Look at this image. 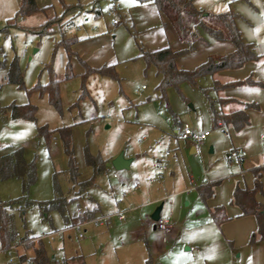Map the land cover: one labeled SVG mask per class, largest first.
<instances>
[{"label":"rangeland","instance_id":"obj_1","mask_svg":"<svg viewBox=\"0 0 264 264\" xmlns=\"http://www.w3.org/2000/svg\"><path fill=\"white\" fill-rule=\"evenodd\" d=\"M193 5L203 11L205 16L202 21L206 26L219 30L224 35L226 30L223 24L214 16L225 12L236 14V26L244 42L251 45L254 54L264 55V0H193ZM17 9V0H0V109L4 110L11 104H30L36 108V113L34 122L14 121L8 117L3 118L0 114V148H21L25 161L34 163L36 181L29 187L27 199L37 203L51 200L54 196L52 185L54 174L60 191L67 194L69 189L65 174L67 158L60 137L58 133L53 132V139L47 144L38 136V128L51 131L70 127L79 181L91 177V169L84 163L85 149L90 154H99L103 159L117 157L120 153L133 155L144 151L142 160L139 162L138 159L133 164L131 172L114 170L110 162L108 171L97 177L95 186L89 189V195L94 202L87 198L71 202L68 205L70 215L77 213L78 210L83 211L94 203L100 206L102 215L111 213L115 208V198L121 199L122 192L127 193L126 187L132 185L128 182L125 188L121 186L120 180L124 179L125 175L128 179L137 180L136 183L143 188V167L146 169L145 173L149 180L147 182L153 192L163 191V187H166L165 191L169 194L177 187L186 186L190 196L197 199L196 206L202 207L194 187L205 180L210 165L215 169L221 168L222 165L227 167L226 156L228 154L234 156V151L230 147L231 138L238 134L228 131L230 137H227L222 135L225 129L208 127L212 143L199 145L197 147L199 151L192 154L184 142H181L183 140L175 142L174 132L180 128L179 123L180 126L186 123L195 132L204 130L205 106H208L206 98L214 97L210 90L211 77L201 79L196 86L181 84L178 89L169 88L166 90L165 100H160L155 90L159 77L156 76L153 67H147L138 57L139 49L146 43L151 30L144 31L138 27L135 29L131 20L118 15L116 17L120 24L110 30L107 26L110 19L106 16L108 7L101 5L99 17L87 14L89 19L88 21L83 19L82 31L75 29L81 23V19H75L68 34L80 38L89 27H96L94 35L105 36L108 39L104 42L107 46L104 48L109 50L110 57L116 64V76L110 78L90 74L82 81L80 75L76 74V68L65 69V54L58 44L52 43L53 39L59 42L58 32L54 29L55 31L50 33H41L42 24L52 17L53 11L49 9L45 13L38 12L17 19L15 28L4 31L6 21L14 19ZM200 34L209 42L210 46L201 45L208 55H224L226 51L224 44H216L205 34ZM14 62L19 69L22 86L8 82V71ZM246 65L244 69L247 74L243 79L250 75L253 80L260 83L259 86L251 87L253 102L257 109L252 111L247 135L256 149L259 144L262 149L264 140H259V136L262 135L264 138V66L262 59ZM50 80L58 81V107L48 101L46 94L33 90L35 86H44ZM138 92L141 93L140 96ZM142 137H145V141L141 147H137V141ZM235 148L240 150L244 147L241 142H236ZM166 151L171 154V158L176 157L178 163L174 166L173 177L168 181L166 177L164 183L156 171L155 164L157 159L163 158ZM256 154L257 158L264 161V152L256 151ZM189 169L196 174L193 178L195 184L189 182ZM230 169L232 172L238 171L234 165ZM113 174L118 179L113 178ZM263 186L264 175L262 180L264 191ZM21 195L22 189L18 180L8 179L0 182L1 202ZM182 198L183 196L178 197L177 201L180 202H176V214L182 221L184 220L182 239L191 244L212 242L218 250L221 238L213 220L207 212L203 216L194 217L190 213L192 207L186 208L185 200L182 201ZM123 204L125 205L124 201L121 202L122 207ZM162 204L159 202V205ZM151 209L152 207L145 212L150 213ZM14 214L16 229L20 236L27 235L31 238L28 243L34 245L41 237L47 254L50 257L54 256V264L75 255H81L87 264H124L122 261V258L125 259L124 256L129 257L131 254L137 256L139 253L143 255L146 252L142 237L131 242L128 236L131 226L120 229L119 226L126 221L118 222L117 218H112L107 225L102 222L106 225L104 227L87 222L83 224V228L70 229L60 236L55 232L66 226L58 212H51L48 219L44 220L36 207H30L25 209L22 222L16 211ZM77 223L79 222H73L72 225ZM79 233L84 235L82 239L78 238ZM259 245H256V248L251 247L248 252L237 250L233 263L264 264V245L262 243ZM121 246H126L123 252L122 248H119ZM186 247L188 246L185 245L182 249ZM0 264H6V256L3 253L0 254Z\"/></svg>","mask_w":264,"mask_h":264},{"label":"crops","instance_id":"obj_2","mask_svg":"<svg viewBox=\"0 0 264 264\" xmlns=\"http://www.w3.org/2000/svg\"><path fill=\"white\" fill-rule=\"evenodd\" d=\"M18 3L19 0H17V6ZM35 3L39 9L51 7L50 10L53 11L52 17H54V15L60 16L63 13V8H62L63 5L68 7H74V6L82 7V10L79 13L75 14L74 16L65 17L66 20L72 21V24H74L75 19H81L80 21L81 23H79L75 27L76 30L77 28H79V30L77 31H82L84 29V26H82L83 19L84 21H88L89 19L87 17V14H91V16L93 17H99L98 14L100 13L99 11L100 6L105 5L108 7L107 11L109 9H114L116 15L123 16L124 19L131 20L135 29L136 27H138L140 30H144V31L151 30V32L147 37L146 43L139 49L140 52L141 50L154 51L164 47H169L172 51H179L185 48V45H183L179 41L173 27L167 22V20L163 16H161L158 13L151 0H103V1L102 0H35ZM110 4L112 6L109 7L108 5ZM93 5H95L94 11L91 10V7ZM107 26L110 30H113L114 28L117 27V26L110 27L109 23ZM69 29L66 30V35L76 40V42L70 47L72 53L74 54V56L70 60V64H71V68L72 67L73 69L76 68L77 71L76 74L81 75L83 73V68L79 65L77 58L83 61L88 67L91 68L98 69L102 66L112 65L115 70V65H116L115 62L111 59L109 50L107 48H104V46H106L104 42H106V40L108 41V39L105 36H100V37L95 36L94 34L97 31L96 27L93 28L89 27L88 30H85L86 31L85 35L80 38H77L76 36L75 37L70 36L68 34ZM4 31H6L5 28ZM55 42L57 41L54 40V42H52L53 45ZM212 42H215L216 44L222 43L226 46L225 48L226 51L223 54H227L233 51V46L228 41L212 40ZM207 45L210 46L208 41L206 45H202V46H207ZM34 52H36V50H34ZM216 53L219 54L218 52ZM208 56H212V55H208V52H206L204 48L201 47L200 44H197L193 51L188 52L177 59L176 66L179 69L191 70L196 66H198L199 64L203 63ZM248 63L249 62L245 63L244 67L242 66V68L235 70H222L211 76L212 85L210 87V90L214 93V97L212 99L208 97L206 98L208 100V106H205V114H204V119H205L204 122L206 126L204 130L201 129L200 132H209L208 127L210 128L212 127V129L217 128L220 130L225 129L224 131H222V135L227 137H230L228 131L234 132L231 129V127L222 124V122L217 118V114H215V112L230 113L235 110L241 109L242 105L236 103H228L221 105L218 103L217 100L231 99L241 104L254 103L253 90H251L252 89L251 87L253 86L226 88L221 91L215 92L213 90V82L216 81L220 84H224L232 81L243 80L244 78L243 76L247 74V71H245L244 68L245 66H247L246 64ZM156 76L158 75L156 74ZM247 77H251V76L249 75ZM138 95L140 96L141 93ZM165 96H166V92H165ZM160 100H165V98ZM253 110L254 109L251 108L246 111L249 117V124H250V118L253 115L252 114ZM179 127H178L179 129L174 132L176 136L175 142L177 143L180 140H182L180 138V133L182 131V126H180V123H179ZM225 131L226 134L224 133ZM248 132H249L248 126L243 130H241L240 132H234L235 134H238V136L236 137L234 136L233 139L231 138L230 147L232 151H234V156L232 154H228L226 156L227 167L225 165H222L221 168L219 167L215 169L213 165H210V169L207 172V176L205 180H202L199 186L194 187V190L197 192L199 196L198 193L199 188L208 185L213 186V192H214L213 196L208 200H206L205 202H203L200 199L202 207L196 206L197 199L190 196L188 192L189 189L186 186L177 187L174 190V192H171L169 194L165 191L166 187H163V191L155 190L153 192L151 190L152 187H150L149 182H147L149 180H147L148 176L147 173H145L146 169L145 167H143L142 168V174L144 178L143 188L141 187L140 184L136 183L137 180H132L131 178L128 179L127 175L124 176V179L120 180V184L123 188H125V185L128 182H130V184L132 185L131 187L128 186L126 187L127 193L122 192L121 199L115 198L114 211L106 215H102L100 206L97 203L96 204L94 203L93 206L89 208H85V210L83 211L78 210L77 213L95 210V214L93 215L94 219H97V217L99 218L108 217L104 221L106 225L110 223V220L112 218H117L118 222L126 221L125 224L119 226V228L123 229L125 227L131 226V229L128 232V236L131 238L130 241L132 242L134 239L138 240L140 237H142V241L145 245L146 252H144L143 255L142 253H139V255L137 256H135L134 254H131L129 257L124 256L125 259L122 258L124 264H234L233 263V260H235L234 254L237 250L240 249L242 250L241 252H248L249 250H251V247L256 248V245L260 244L259 242L255 244H249V238L252 235V233H254V231L256 230V223L254 218L252 216H240V210L236 206L230 203L234 188L235 187L251 188L253 181L252 170L255 168H262V167L264 168V161L262 159L257 158L256 156L257 155L256 151L262 153L264 152V147H262L261 149L259 144L257 145V149H256L255 145L252 144L253 142L249 141L247 135ZM209 136H210V132L207 138L200 144H194L187 140H183L181 142H184L185 146L188 147L190 153L196 154L199 151V149L197 148L199 147V145L204 146L212 143V141L209 139ZM144 139L145 137H142L141 140L137 141L138 143L137 147H141L143 145L145 141ZM259 140H264L262 135L259 136ZM236 142L239 143L241 142L244 148L240 150L238 148H235ZM241 152H245L246 156L240 164L236 165L233 163V161L234 159L237 158V156ZM139 153H135L133 155L122 153L123 158L129 160L130 162L127 168L121 169V171L124 170L125 172H131L133 164L138 159L140 162V159L142 160L143 158L144 151L141 150ZM114 158L115 156L112 158L105 159L107 160V171L110 162ZM177 163L178 161L176 157L171 158V154H169L168 151L165 152L162 159L156 160V164H155L156 171H158L159 176L163 181L166 180V177H168L167 181L173 177L174 166H176ZM233 165L238 168V171L237 170L236 172L231 171L230 167ZM160 166L164 167L162 171H159L158 169ZM111 168L113 167L111 166ZM194 175L196 174H194L193 170L189 169L188 170L189 182L195 184V182L193 181ZM113 178L118 179V177L115 176V174H113ZM262 180H263V176L261 178V183ZM216 184H218V186L215 187ZM123 188L121 189V191L123 190ZM89 189L90 188H88L85 195L82 196L73 195L72 192H69V189L67 194L64 193V195L68 200H71V202L79 198H87L89 201L94 202L89 195ZM182 196H183L182 201L185 200V207L188 209H190V206L192 207V209H190L191 210L190 213H192L194 217L203 216L207 212L209 217L211 218L210 216L211 210L217 207L224 208L228 220L221 223L220 225H216L213 222L221 238L220 239L221 242L220 241L218 242V247H219L218 250L215 249V245L212 244V242H194L191 244L190 242H186V240L182 239L183 238L182 229H183L184 220L182 221L181 218L176 214V204H177L176 202H180L177 201V198ZM257 198L260 202L264 203V199L261 196H258ZM122 201H124L125 203V205L123 204L124 205L123 207L121 206ZM159 202H162L163 204L159 205ZM150 207H152L153 210L151 209L150 213L145 212V210ZM157 208H159L160 211L159 212L160 218H166L168 223L171 225V232L168 234H163L160 231H158L155 228L154 222L151 220V215ZM77 213H73L71 215H76ZM120 216H122V218ZM87 222H91V220L85 221L84 223H77L76 225H71V224L65 225L66 227L60 230L63 231V233L59 235L62 236L64 232L70 229L79 230L83 226V224ZM104 223H99L97 225L99 227H104L106 226L104 225ZM83 233H85V230L83 231ZM79 234H78V238L82 239L84 235L81 234L82 236L79 237ZM39 239L41 241V237H39ZM185 245H187L188 247H186L183 250L182 248ZM127 246H129V244ZM124 247L126 246L119 247L122 248L121 252L124 251L125 249ZM19 252L22 255L21 259L24 261L25 259L32 257L33 248L24 245L19 248ZM30 252L31 254H29ZM73 257H79L81 259V262H83V264H87V262L84 261V258L81 255H75ZM51 258L54 259V256H51ZM64 260L65 259H62L61 263H56V264H64L63 263ZM52 264L54 263L52 262Z\"/></svg>","mask_w":264,"mask_h":264},{"label":"trees","instance_id":"obj_3","mask_svg":"<svg viewBox=\"0 0 264 264\" xmlns=\"http://www.w3.org/2000/svg\"><path fill=\"white\" fill-rule=\"evenodd\" d=\"M158 13L163 16L167 22L175 30L179 41L185 45V48L179 51H172L169 47H164L154 51L141 50L139 58L143 60L146 66H152L156 74L159 76V83L156 86V92L159 94V99L165 98V92L169 88L178 89L179 85L186 83L191 86H196L199 80L207 76H212L222 70H235L241 68L247 62L257 61L262 59L264 66V55H256L252 52L250 44L245 43L241 33L236 26L237 15L232 12H225L215 15L214 18L220 21L225 30L226 35L221 31L209 28L203 23V11L197 9L193 5V0H151ZM95 5L91 7L94 9ZM63 13L60 16H55L47 19L41 26V33H50L55 29L60 35L59 42H55L63 50L65 54V69L70 70V60L74 56L71 51V46L76 42L72 37L66 35V30L73 24L72 21L66 20V16H74L82 10L80 6L68 7L63 5ZM51 7L39 9L36 6L35 0H19L18 9L14 19L6 21V27H16L17 19L25 18L37 12L45 13ZM54 30V31H55ZM200 33L215 41H228L233 46V51L220 56H208L207 59L191 70L179 69L176 66L177 59L194 50L197 44L206 45L207 41ZM77 58V57H76ZM78 60L79 65L83 68V73L80 75L84 81L90 74H99L100 76L114 78L115 70L112 65L102 66L98 69L88 67L83 61ZM69 78L68 76L66 77ZM8 82L21 85V77L16 63H12L8 71ZM258 81L247 77L243 80L232 81L220 84L213 82V90L215 92L226 88L244 87V86H259ZM33 90H37L40 94H46L48 101L55 107H58V81L50 80L44 86H35ZM219 104L236 103L242 105L241 109L230 113L219 112L217 118L223 125L231 127L234 132H240L249 125V117L246 113L248 109H257L254 103L241 104L231 99H218ZM36 108L30 104L16 105L11 104L4 110L0 109V114L3 118L8 117L10 120H19L26 122L35 121ZM58 133L63 152L67 158V168L65 174L69 183V192L75 196L85 195L88 188L94 186L95 179L107 172V160L103 159L99 154H90L87 149L84 150V163L91 169V177L84 181H79V170L73 156L72 138L70 127H63L56 130H47L38 128V136L42 137L45 143H49L52 139V133ZM264 175V168H255L252 170V187L239 188L235 187L232 192L231 204L240 210V216H252L256 223V230L249 238V244L260 242L264 245V203L258 200V196L264 199L261 178ZM8 179H16L21 184L22 195L15 199L0 201V248L9 247L15 239L18 232L16 229V217L14 212L19 215L20 221H23L24 211L30 207H36L44 220H47L49 214L53 211L58 212L65 225L73 222L84 223L85 221L93 220L95 210L84 211L76 215L68 213V205L71 200H68L64 193L59 189L56 180V174L53 177V193L54 196L49 201L34 202L27 199L28 189L36 181V170L33 162H26L23 157L21 148H0V182ZM200 199L205 202L214 194L213 186L208 185L198 189ZM210 216L216 225L228 220L223 207H217L210 211ZM31 238L23 234L20 241H26ZM27 247L33 248L31 257L33 264H52L51 258L40 240L36 246L28 243ZM64 264H83L79 257L67 258Z\"/></svg>","mask_w":264,"mask_h":264},{"label":"built area","instance_id":"obj_4","mask_svg":"<svg viewBox=\"0 0 264 264\" xmlns=\"http://www.w3.org/2000/svg\"><path fill=\"white\" fill-rule=\"evenodd\" d=\"M106 16L110 19L109 24L110 27H115L119 24V21L116 17V12L114 9H109L106 12ZM79 30V28H77ZM54 42V39L52 40ZM144 89V87H142ZM138 94H140L138 92ZM226 134V131L224 132ZM209 132H195L193 131L187 124H184L182 126V131L180 133V138L182 140L190 141L194 144H200L202 143L208 136ZM246 153L241 152L236 159H234L233 163L238 165L242 162V160L245 158ZM159 171H162L164 167L160 166ZM122 218V216H120ZM108 217L103 218H97L94 220H91L92 223L99 224L104 222ZM155 228L160 231L163 234H168L171 232V225L168 223L166 218H159L158 221L154 222ZM77 227V226H74ZM73 228V227H71ZM63 231H59L58 234H62ZM82 235L79 234V237ZM20 234L17 232L15 235V239L12 242V244L7 248H0V254H5L6 256V264H33L31 258H27L24 261L21 259L22 255L19 252V248L24 246L27 242L26 241H20Z\"/></svg>","mask_w":264,"mask_h":264},{"label":"water","instance_id":"obj_5","mask_svg":"<svg viewBox=\"0 0 264 264\" xmlns=\"http://www.w3.org/2000/svg\"><path fill=\"white\" fill-rule=\"evenodd\" d=\"M129 160H126L123 158V154L120 153L119 155H117V157H115L112 161H111V166L113 167L114 170H121V169H125L127 168V166L129 165ZM159 208L155 209V211L153 212V214L151 215V220L153 222H156L159 220L160 215H159Z\"/></svg>","mask_w":264,"mask_h":264}]
</instances>
